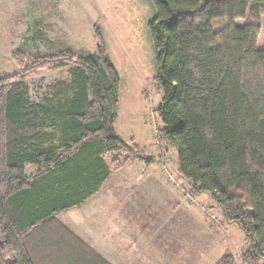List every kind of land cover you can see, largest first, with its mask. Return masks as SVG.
<instances>
[{
  "label": "trees",
  "instance_id": "16d2710c",
  "mask_svg": "<svg viewBox=\"0 0 264 264\" xmlns=\"http://www.w3.org/2000/svg\"><path fill=\"white\" fill-rule=\"evenodd\" d=\"M152 1L160 134L176 148L182 174L241 225L250 241L243 261L258 264L264 0ZM96 39L94 52L64 41L46 55L22 49L13 54L20 72L0 73V264H43L34 232L142 156L116 130L121 76L99 30ZM54 67H69L70 80L51 84L44 101L32 99L24 78ZM28 165L36 166L31 175ZM80 258L69 263L83 264ZM215 264L237 263L227 253Z\"/></svg>",
  "mask_w": 264,
  "mask_h": 264
},
{
  "label": "rangeland",
  "instance_id": "374dc122",
  "mask_svg": "<svg viewBox=\"0 0 264 264\" xmlns=\"http://www.w3.org/2000/svg\"><path fill=\"white\" fill-rule=\"evenodd\" d=\"M156 15L152 0H0V73L20 72L13 54L22 49L46 55L64 41L94 52L99 30L121 76L116 130L142 155L113 177V187L141 207L129 223L136 243L129 246L127 264H215L227 253L248 264L242 255L250 241L241 225L182 174L176 148L160 134L156 107L162 92L150 30ZM262 41L263 34L260 46ZM69 69L26 76L31 98L44 101L51 84L70 80Z\"/></svg>",
  "mask_w": 264,
  "mask_h": 264
},
{
  "label": "crops",
  "instance_id": "0c3cea01",
  "mask_svg": "<svg viewBox=\"0 0 264 264\" xmlns=\"http://www.w3.org/2000/svg\"><path fill=\"white\" fill-rule=\"evenodd\" d=\"M35 171L34 165L26 167L28 175ZM113 177L81 204L55 214L34 230L32 243H38L43 264H70L80 256L83 264L128 263L129 246L136 243L135 237H129V223L137 219L141 207H134L121 187H113Z\"/></svg>",
  "mask_w": 264,
  "mask_h": 264
}]
</instances>
